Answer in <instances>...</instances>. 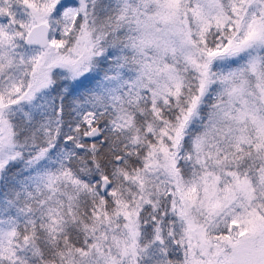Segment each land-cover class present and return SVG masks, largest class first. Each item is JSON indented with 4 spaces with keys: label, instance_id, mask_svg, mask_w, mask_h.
Listing matches in <instances>:
<instances>
[{
    "label": "snow or ice",
    "instance_id": "obj_1",
    "mask_svg": "<svg viewBox=\"0 0 264 264\" xmlns=\"http://www.w3.org/2000/svg\"><path fill=\"white\" fill-rule=\"evenodd\" d=\"M0 264H264V0H0Z\"/></svg>",
    "mask_w": 264,
    "mask_h": 264
}]
</instances>
